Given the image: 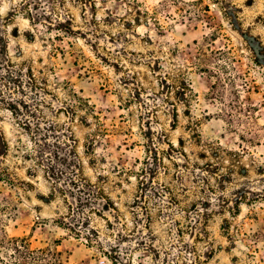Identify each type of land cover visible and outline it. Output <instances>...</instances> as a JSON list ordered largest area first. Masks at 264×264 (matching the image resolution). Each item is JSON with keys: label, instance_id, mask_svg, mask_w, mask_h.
<instances>
[{"label": "rangeland", "instance_id": "obj_1", "mask_svg": "<svg viewBox=\"0 0 264 264\" xmlns=\"http://www.w3.org/2000/svg\"><path fill=\"white\" fill-rule=\"evenodd\" d=\"M0 38V230L66 264H264V0H0Z\"/></svg>", "mask_w": 264, "mask_h": 264}, {"label": "trees", "instance_id": "obj_2", "mask_svg": "<svg viewBox=\"0 0 264 264\" xmlns=\"http://www.w3.org/2000/svg\"><path fill=\"white\" fill-rule=\"evenodd\" d=\"M31 19V16L29 17ZM2 39L0 38V41ZM219 56H225L230 59L226 52L219 51ZM226 69V67H225ZM32 78V77H31ZM216 83L213 84L212 88L215 90L214 94L215 96H222L226 92V86L231 87V93L233 95H236V85L235 81L231 78L227 79L228 81H225L224 78H221L220 76H217ZM181 89V90H180ZM187 90L191 91L190 86L187 84V82L183 81L181 82L180 87L176 89V94H179L178 100H182L184 103L187 104L188 102V93ZM184 97L181 98L180 95L183 94ZM233 102V101H232ZM237 102V101H236ZM26 105V104H25ZM230 106L237 107L238 109H245L244 106H237L236 104L232 103ZM14 108L13 113L19 117L18 109L17 107H11ZM177 114V113H176ZM229 116L232 117V114ZM174 121H177V117H175L174 114ZM22 124V127L26 129L27 131H30L31 136H33L32 128L26 121H20ZM95 142H91L87 146L86 153H90L88 151L91 147L92 152L95 146ZM56 156H59V153H56ZM80 167H82V163L80 162ZM57 188L54 189V192H56ZM63 192V189H61ZM99 195L103 194L102 189L99 190ZM71 205L69 204V207ZM262 236H264V233H261ZM0 264H66L64 259L62 258V254L57 249L53 248H41V249H33L31 246V243L28 241L26 237H16V236H10L6 231L0 230Z\"/></svg>", "mask_w": 264, "mask_h": 264}]
</instances>
